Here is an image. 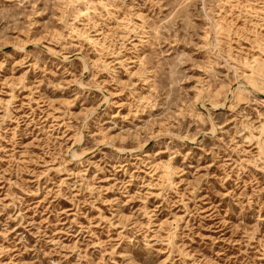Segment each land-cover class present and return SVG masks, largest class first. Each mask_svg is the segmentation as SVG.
<instances>
[{"label": "rangeland", "instance_id": "rangeland-1", "mask_svg": "<svg viewBox=\"0 0 264 264\" xmlns=\"http://www.w3.org/2000/svg\"><path fill=\"white\" fill-rule=\"evenodd\" d=\"M0 264H264V0H0Z\"/></svg>", "mask_w": 264, "mask_h": 264}, {"label": "bare ground", "instance_id": "bare-ground-1", "mask_svg": "<svg viewBox=\"0 0 264 264\" xmlns=\"http://www.w3.org/2000/svg\"><path fill=\"white\" fill-rule=\"evenodd\" d=\"M249 89V88H248Z\"/></svg>", "mask_w": 264, "mask_h": 264}]
</instances>
